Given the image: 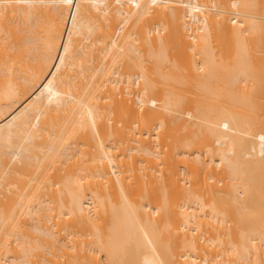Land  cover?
<instances>
[{
  "label": "bare ground",
  "instance_id": "6f19581e",
  "mask_svg": "<svg viewBox=\"0 0 264 264\" xmlns=\"http://www.w3.org/2000/svg\"><path fill=\"white\" fill-rule=\"evenodd\" d=\"M0 264H264V0H0Z\"/></svg>",
  "mask_w": 264,
  "mask_h": 264
}]
</instances>
